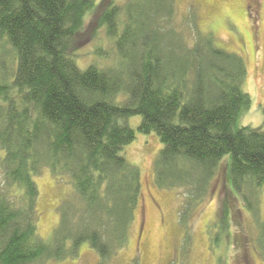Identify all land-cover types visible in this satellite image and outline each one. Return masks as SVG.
I'll return each instance as SVG.
<instances>
[{
    "label": "trees",
    "instance_id": "1",
    "mask_svg": "<svg viewBox=\"0 0 264 264\" xmlns=\"http://www.w3.org/2000/svg\"><path fill=\"white\" fill-rule=\"evenodd\" d=\"M98 30L95 43L107 38L111 49L91 52L109 64L81 69L77 44ZM246 74L196 7L179 14L177 0H0V264L62 259L83 242L106 264L127 245L141 197L140 171L121 154L135 138L123 122L133 115L164 145L156 186L188 193L182 226L225 155L250 208L264 187V124H240L252 103ZM44 170L73 188L53 246L37 226L34 177Z\"/></svg>",
    "mask_w": 264,
    "mask_h": 264
},
{
    "label": "rangeland",
    "instance_id": "2",
    "mask_svg": "<svg viewBox=\"0 0 264 264\" xmlns=\"http://www.w3.org/2000/svg\"><path fill=\"white\" fill-rule=\"evenodd\" d=\"M120 1L126 0H117V3ZM177 2L179 14H185L192 5L196 7L201 28L212 32L219 47L236 52L243 58L247 68L243 89L249 93L252 103L241 116L240 124L263 125L264 0ZM85 27H89L87 22ZM97 34L94 38L86 34L77 44L76 62L81 69L94 60H98L102 67L109 64L106 56H94L91 52L93 46L97 49L99 44L104 51L111 49L107 38L104 42L95 43L104 36L103 30H98ZM5 50L6 53L11 51L9 46ZM140 121V115L123 120L135 131V138L121 150L127 162L140 171V202L130 226L127 245L110 254L106 264H264V252L260 249L264 247L261 239L264 235V187L259 188L256 197L253 196L249 208L244 198L230 185L227 176L230 177V170L228 168L227 173L226 167V163H230V155H225L209 182L206 195L191 207L184 219L185 226H182L179 216L188 193L185 187L156 186L153 162L164 145L155 132H139L137 126ZM34 181L39 191L36 202L38 233L53 246L59 240L56 235L61 219L59 212L65 206L63 201L71 198L73 188L48 170L34 177ZM98 262L96 251L83 242L69 256L48 258L41 264Z\"/></svg>",
    "mask_w": 264,
    "mask_h": 264
}]
</instances>
